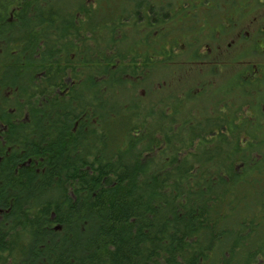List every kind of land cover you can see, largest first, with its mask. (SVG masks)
<instances>
[{"label": "trees", "instance_id": "1", "mask_svg": "<svg viewBox=\"0 0 264 264\" xmlns=\"http://www.w3.org/2000/svg\"><path fill=\"white\" fill-rule=\"evenodd\" d=\"M62 1L0 0V264H264V75L205 89L179 21Z\"/></svg>", "mask_w": 264, "mask_h": 264}, {"label": "flooded vegetation", "instance_id": "2", "mask_svg": "<svg viewBox=\"0 0 264 264\" xmlns=\"http://www.w3.org/2000/svg\"><path fill=\"white\" fill-rule=\"evenodd\" d=\"M105 1L113 2L114 0ZM116 1L119 2V0ZM123 1H126L130 5V9L136 14V17L133 18L134 14L132 13V17L128 18L127 22L123 24V28H120L123 31L133 29L139 34L149 32H153V34L160 32L171 34L172 29H177L173 27L175 22L179 21L182 26V34L204 37L203 43L199 45L200 47L193 49V54L191 57H185L183 64L186 76H196V73L200 72L202 79H204L201 87L208 89L207 84L215 85L225 77H231L230 80L234 83L242 84L245 80L251 81L264 75V65L259 66L260 62H264V60L245 58L248 52H255L259 55L264 54V49L258 48V43L263 44L264 14L259 12L258 16L251 17L250 7L245 5L243 1L239 5H230V3H234L231 0ZM134 1L151 5L160 3L158 9L161 10L155 12L153 8V11L152 9L150 11L144 5L136 6ZM173 2L180 3L177 8H180L182 16L178 19H172ZM160 16L161 22L159 23L158 17ZM148 19L150 23L146 24ZM227 37L229 38L226 39ZM242 42L243 45H241ZM236 53L237 55L241 53L240 57L235 55ZM246 57L248 56L246 55ZM235 62L238 64L237 69L231 74L227 73L229 66ZM217 67H220L219 75L217 74L219 73ZM222 86L224 85L220 82L219 86L215 87L221 90ZM223 91L236 93L238 89L230 86L226 91V86H224ZM228 95L230 94L228 93ZM225 104L227 106L234 104L233 98H228Z\"/></svg>", "mask_w": 264, "mask_h": 264}, {"label": "rangeland", "instance_id": "3", "mask_svg": "<svg viewBox=\"0 0 264 264\" xmlns=\"http://www.w3.org/2000/svg\"><path fill=\"white\" fill-rule=\"evenodd\" d=\"M70 1H72V0H64V1H62V2H70ZM235 12H237V10H235ZM38 19V22L40 23V22H42V20L40 19V18H37ZM229 37H227L226 39H228ZM250 42H251V40H250ZM262 42H263V44H260V43H258V48H261V49H264V37H263V40H262ZM241 45H243V42L241 43ZM237 49H239V48H237ZM240 51V50H239ZM245 51V50H244ZM243 51V52H244ZM236 52V51H235ZM238 53V52H237ZM237 53L235 54V55H237ZM240 55H241V53H239L237 56H239L240 57ZM246 55L248 56V57H246ZM245 55V58H247V59H250V60H252V59H262V60H264V54H262V55H259L258 53H255V52H248L247 54ZM236 56V57H237ZM237 62H235V63H232L230 66H229V69H228V72L227 73H229V74H231V73H233L236 69H237ZM264 65V62H260V65L259 66H263ZM220 67H217V71L219 72V73H217L218 75L220 74ZM231 79V77H225V78H223L221 81H219L216 85L217 86H219V83L220 82H222V84H224V83H226V82H229V81H231L230 80ZM202 80H204V79H202ZM214 92V90L212 91V93ZM225 96V98H229L228 96H226V95H224Z\"/></svg>", "mask_w": 264, "mask_h": 264}]
</instances>
